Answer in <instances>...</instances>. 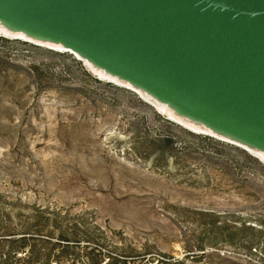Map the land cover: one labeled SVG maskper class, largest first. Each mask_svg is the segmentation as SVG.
<instances>
[{"label": "rangeland", "instance_id": "obj_1", "mask_svg": "<svg viewBox=\"0 0 264 264\" xmlns=\"http://www.w3.org/2000/svg\"><path fill=\"white\" fill-rule=\"evenodd\" d=\"M42 211L33 254L64 251L61 264H264L258 158L167 119L70 52L0 35V235L22 236ZM8 245L1 264H25L7 260Z\"/></svg>", "mask_w": 264, "mask_h": 264}, {"label": "water", "instance_id": "obj_2", "mask_svg": "<svg viewBox=\"0 0 264 264\" xmlns=\"http://www.w3.org/2000/svg\"><path fill=\"white\" fill-rule=\"evenodd\" d=\"M0 25L61 45L190 131L264 153V0H0Z\"/></svg>", "mask_w": 264, "mask_h": 264}, {"label": "trees", "instance_id": "obj_3", "mask_svg": "<svg viewBox=\"0 0 264 264\" xmlns=\"http://www.w3.org/2000/svg\"><path fill=\"white\" fill-rule=\"evenodd\" d=\"M159 141H162L163 143H165L166 147L173 148L174 140L171 137L167 136V137H164L163 139H161ZM199 212L202 214L203 213H209L207 211H199ZM42 216H43V211L40 212V215L37 216L38 220H36L35 223L31 224L32 228L28 229L25 232H22L21 233L22 236H20V237L16 236L17 233L13 232V231H8L5 234L0 235V240H3L9 244L8 245L9 246L8 253L5 254L7 260H9L12 257L13 258L18 257V259H21L23 256L25 257L24 258L25 264H52V261H54L55 264H61L62 262H64V260H66L65 257H63L64 251L60 252L57 256H55V258H53V260L51 259V254H48L45 259L42 258L41 254L34 256V254H33L34 250H32L31 241L32 240L36 241L38 238H40L38 236L45 235V234L41 233L40 229H36V227L39 225V220L42 218ZM47 236L50 237V235H47ZM59 239H61L62 241H70L69 239H67V237H64V236H62ZM57 243H58L57 245L62 244L60 242H57ZM198 249L205 251V249L202 247H199ZM22 253H25V254L22 255ZM212 253H213V251L212 252H203L202 255H205V254L206 255H212ZM18 254H21V255L18 256ZM146 254L147 253L136 254L133 256L134 258L132 260L143 261L147 257ZM193 255L194 256L192 259H196L198 257L196 253H194ZM122 260H124L123 262L125 264H127V262L125 261L126 259H122ZM161 262L163 264H185V262L183 260L174 259L173 257H167V258L163 259ZM1 263L2 262H0V264Z\"/></svg>", "mask_w": 264, "mask_h": 264}, {"label": "bare ground", "instance_id": "obj_4", "mask_svg": "<svg viewBox=\"0 0 264 264\" xmlns=\"http://www.w3.org/2000/svg\"><path fill=\"white\" fill-rule=\"evenodd\" d=\"M0 35L3 37H13V38H17V39H22V40H26V41H31L34 43H37L38 45H43V46H47L49 48L58 50V51H65V49L59 45V44H54V43H42V42H38L35 41L29 37H27L24 33L21 32H12L9 31L8 29H6L5 27H3L2 25H0ZM85 65L88 67V69L93 72L96 76H99L101 79H106V80H112V81H117V82H121L119 81L117 78L111 77L109 75H107L106 73H104L102 70L97 69L95 67H93L88 61L84 60ZM146 96V95H145ZM147 97V96H146ZM149 98V97H147ZM150 101L155 103L156 108L158 109L159 112H161L163 115H165L166 117L169 116L172 119H176L180 122H184V120L178 116H176L173 111H171L167 105L159 103L151 98H149ZM186 125L188 127H190L191 129H193L196 132L199 133H203V134H213L210 130L200 126V125H196L194 123H187ZM255 156L259 157L262 161H264V153L260 152V151H256V150H250Z\"/></svg>", "mask_w": 264, "mask_h": 264}]
</instances>
